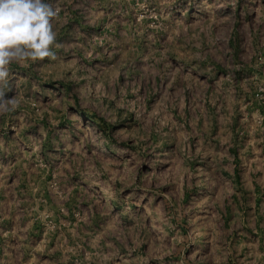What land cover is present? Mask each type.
Listing matches in <instances>:
<instances>
[{
  "label": "rangeland",
  "instance_id": "rangeland-1",
  "mask_svg": "<svg viewBox=\"0 0 264 264\" xmlns=\"http://www.w3.org/2000/svg\"><path fill=\"white\" fill-rule=\"evenodd\" d=\"M52 2L0 84V264H264V0Z\"/></svg>",
  "mask_w": 264,
  "mask_h": 264
},
{
  "label": "clouds",
  "instance_id": "clouds-1",
  "mask_svg": "<svg viewBox=\"0 0 264 264\" xmlns=\"http://www.w3.org/2000/svg\"><path fill=\"white\" fill-rule=\"evenodd\" d=\"M58 12L52 0H0V84L8 83L13 62L55 58Z\"/></svg>",
  "mask_w": 264,
  "mask_h": 264
}]
</instances>
